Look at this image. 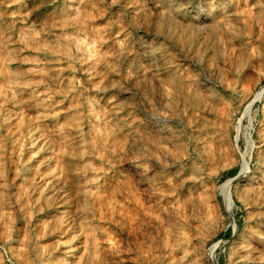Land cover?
Masks as SVG:
<instances>
[{
  "label": "rangeland",
  "instance_id": "1",
  "mask_svg": "<svg viewBox=\"0 0 264 264\" xmlns=\"http://www.w3.org/2000/svg\"><path fill=\"white\" fill-rule=\"evenodd\" d=\"M263 88L264 0H0V264H236Z\"/></svg>",
  "mask_w": 264,
  "mask_h": 264
},
{
  "label": "bare ground",
  "instance_id": "2",
  "mask_svg": "<svg viewBox=\"0 0 264 264\" xmlns=\"http://www.w3.org/2000/svg\"><path fill=\"white\" fill-rule=\"evenodd\" d=\"M172 7H173V5H172ZM173 8H177V7H173ZM172 8V9H173ZM183 9V8H182ZM182 9H180V10H182ZM175 11H176V9H174ZM187 10V9H186ZM189 12H191V11H189ZM198 12V11H197ZM203 12V10L200 12V13H202ZM194 13V12H193ZM196 13V12H195ZM204 13V12H203ZM176 14V13H175ZM178 14V13H177ZM184 14V13H183ZM189 15V14H188ZM204 15V14H203ZM207 15V14H206ZM209 15V14H208ZM177 16V15H176ZM185 16V15H184ZM196 16V15H195ZM198 16V19H200L199 18V16L200 15H197ZM196 16V17H197ZM205 16V15H204ZM180 17V16H179ZM186 17V16H185ZM207 17V16H206ZM181 18V17H180ZM204 18V17H203ZM212 18V17H211ZM211 18H209L210 20H211ZM189 19H191L190 17H189ZM181 20H182V18H181ZM193 20V19H192ZM213 20V19H212ZM183 21V20H182ZM185 21H187V20H185ZM193 22V21H192ZM197 23L196 24H193L194 26V32H192L191 30V34H192V36H190V37H192V42H191V44L190 45H188L189 43H188V34H190L189 33V27L188 28H185L184 27V29H183V31H182V33H183V37H181V43H182V45L184 46V48H185V46H186V44H187V47H189L191 50H195L196 52H197V56L199 57L200 56V52H199V47H200V44H201V42L203 41V42H205L202 38L203 37H201L200 38V36L203 34V29L204 30H207V29H205V27H202V26H200V22H199V20H197L196 21ZM190 23V22H189ZM207 23H208V21H207ZM182 24V23H181ZM185 24H187L188 25V23H185ZM191 24V23H190ZM209 24V23H208ZM180 25V24H179ZM196 25V26H195ZM203 25H204V23H203ZM210 25V24H209ZM180 26H182V25H180ZM190 26V25H189ZM183 27V26H182ZM209 27V26H208ZM210 28V27H209ZM182 29V28H181ZM193 29V28H192ZM184 33H185V37H184ZM190 34V35H191ZM181 35V34H180ZM203 36V35H202ZM189 37V38H190ZM205 39V38H204ZM202 42V43H203ZM208 44H209V42H208ZM181 45V46H182ZM183 46H182V48H183ZM204 45L202 44V48H204L203 47ZM185 50V49H184ZM190 50V51H191ZM183 51V50H182ZM189 51V50H188ZM195 52V53H196ZM182 53H184V52H182ZM193 53V52H192ZM186 54V53H185ZM194 54V53H193ZM191 55V54H190ZM195 55V54H194ZM187 56V55H186ZM192 56V55H191ZM190 56V57H191ZM183 57H185V56H183ZM192 58V57H191ZM190 58V59H191ZM203 58V57H202ZM196 59V58H195ZM199 59H201V57L199 58ZM198 59V60H199ZM203 59H201V61H202ZM198 63H200V61L198 62ZM202 63V62H201ZM203 63H204V61H203ZM247 72V71H246ZM264 92V88L261 90V92H257L256 94V98L255 99H258V98H260L261 97V95H262V93ZM249 107L251 106V104L250 105H248ZM248 108V107H247ZM248 111H249V108L248 109H246V113H248ZM244 164H242L243 166H242V170H241V172H240V175L242 176V177H246L247 175H248V171H249V169H248V162L246 161V162H243ZM253 179V178H252ZM251 180V179H250ZM256 181V180H255ZM262 181V180H261ZM232 182H233V179H228L225 183H223L221 186H220V188H219V190H220V194L222 195V197H223V199H224V206H225V208L227 209V211H229L230 213H231V208H232V205H233V200H232V194H231V184H232ZM260 183V182H259ZM53 184V183H52ZM252 184V183H251ZM252 185H254V184H252ZM51 186V185H50ZM255 186V185H254ZM262 187V186H261ZM48 188V187H47ZM53 188V187H52ZM51 187H50V189H52ZM49 189V190H50ZM81 190V189H80ZM264 190V189H263ZM85 191V190H84ZM258 191H260L261 192V189L260 190H258ZM257 191V192H258ZM79 192H81V191H79ZM78 192V193H79ZM85 193V192H84ZM264 194V193H263ZM47 195V194H46ZM54 195V194H53ZM78 195V194H77ZM84 195V194H83ZM259 195H260V193H259ZM50 196V195H49ZM87 196V195H86ZM85 197V196H84ZM263 197V196H262ZM78 198V197H77ZM86 198V197H85ZM80 200V199H79ZM263 201H264V199H262ZM80 202V201H79ZM83 202V201H82ZM262 204V203H261ZM147 208L148 209H150V210H156L157 208H158V205L156 204V203H150V204H148V206H147ZM264 219V218H263ZM233 222V224H235L234 223V221H232ZM264 223V222H263ZM236 225V224H235ZM245 231H247V230H245ZM244 233V232H243ZM251 234V233H250ZM253 234V233H252ZM241 235H242V233H241ZM243 236V235H242ZM241 236V237H242ZM240 247H239V250H238V259H239V261L236 263V264H264V240H263V238H261L260 236H258V235H251L250 237L249 236H247L246 238L244 237V238H241L240 239ZM216 246H217V244H215L212 248H211V251H210V258L212 259V260H214V251H216L215 249H216ZM236 246H238V245H236ZM238 248V247H237ZM237 256V255H236Z\"/></svg>",
  "mask_w": 264,
  "mask_h": 264
}]
</instances>
